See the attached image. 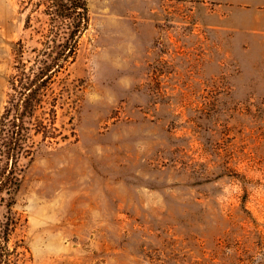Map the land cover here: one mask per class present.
<instances>
[{
    "label": "rangeland",
    "instance_id": "374dc122",
    "mask_svg": "<svg viewBox=\"0 0 264 264\" xmlns=\"http://www.w3.org/2000/svg\"><path fill=\"white\" fill-rule=\"evenodd\" d=\"M88 7L54 85L65 137L20 164L13 264H264V38L236 40L201 0ZM45 21L0 0V115Z\"/></svg>",
    "mask_w": 264,
    "mask_h": 264
},
{
    "label": "trees",
    "instance_id": "16d2710c",
    "mask_svg": "<svg viewBox=\"0 0 264 264\" xmlns=\"http://www.w3.org/2000/svg\"><path fill=\"white\" fill-rule=\"evenodd\" d=\"M30 4L46 17L31 56L18 42L10 90L0 115V204L8 215L0 218V264H13L10 236L17 225L13 216L15 194L21 186L23 159L31 163L41 144L53 146L65 137L58 126L60 92L54 88L75 61L81 38L90 25L88 0H37ZM28 16V21H30ZM39 138V140H38Z\"/></svg>",
    "mask_w": 264,
    "mask_h": 264
},
{
    "label": "crops",
    "instance_id": "0c3cea01",
    "mask_svg": "<svg viewBox=\"0 0 264 264\" xmlns=\"http://www.w3.org/2000/svg\"><path fill=\"white\" fill-rule=\"evenodd\" d=\"M218 27L236 40L264 38V0H201Z\"/></svg>",
    "mask_w": 264,
    "mask_h": 264
}]
</instances>
